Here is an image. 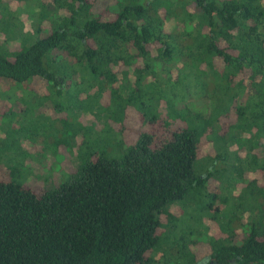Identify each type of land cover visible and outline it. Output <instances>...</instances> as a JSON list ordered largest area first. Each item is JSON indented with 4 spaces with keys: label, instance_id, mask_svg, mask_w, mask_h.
I'll list each match as a JSON object with an SVG mask.
<instances>
[{
    "label": "trees",
    "instance_id": "obj_1",
    "mask_svg": "<svg viewBox=\"0 0 264 264\" xmlns=\"http://www.w3.org/2000/svg\"><path fill=\"white\" fill-rule=\"evenodd\" d=\"M14 1L35 37L0 79L43 80L77 149L42 194L0 165V264H264V0Z\"/></svg>",
    "mask_w": 264,
    "mask_h": 264
},
{
    "label": "rangeland",
    "instance_id": "obj_2",
    "mask_svg": "<svg viewBox=\"0 0 264 264\" xmlns=\"http://www.w3.org/2000/svg\"><path fill=\"white\" fill-rule=\"evenodd\" d=\"M2 1L10 9V12L4 16L14 11L17 17L6 27L5 31L0 30V56L11 59V54L17 44L21 43L15 42V39H7L6 31H9L10 35H17L16 40L19 42V38H23L22 33L29 34L32 38L35 37L33 36V17L25 10V3L18 4L14 0H10L11 5H9V0ZM19 30L22 32L20 35L18 34ZM47 95L48 89L43 80L15 83L0 79V165L3 166L4 171L6 169L9 171L10 166H16L18 168L16 181L32 188L38 194H42L52 186L59 185L63 173L72 172L76 165V145L73 153L68 156L63 146L56 148L54 153V142L61 137L62 132L59 129L67 111L65 104L52 105L51 100L45 99ZM191 106L194 110L203 113L208 111L206 99H194L191 101ZM80 118L84 125L89 126L92 123L93 125L97 123V128L102 129V123L97 122L93 115L82 113ZM230 118L229 116L225 121L229 122ZM235 134L237 137H242L241 133L236 132ZM7 138L8 150L4 151L1 148V143ZM79 141L80 139L77 138V143ZM13 147L19 148L20 153L31 155V157L24 158L21 154H17V149H12ZM210 148L209 144L202 150L209 153L207 151ZM189 211L190 209L187 210V214ZM187 214L182 218L183 221L178 226L176 236L185 237L190 230L189 227L192 226L201 232L202 235L198 238L205 239V229L198 224L190 223ZM183 222L185 223L183 224ZM195 237L193 236L191 239H195ZM196 251L199 259H203L209 254L206 245L198 246Z\"/></svg>",
    "mask_w": 264,
    "mask_h": 264
}]
</instances>
